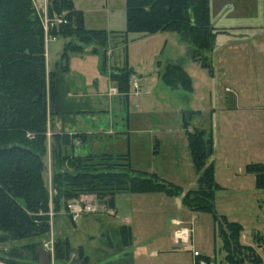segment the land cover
<instances>
[{"label":"rangeland","instance_id":"rangeland-1","mask_svg":"<svg viewBox=\"0 0 264 264\" xmlns=\"http://www.w3.org/2000/svg\"><path fill=\"white\" fill-rule=\"evenodd\" d=\"M74 2L83 9L87 27L109 32L126 29V0ZM34 5L47 23L46 72H56L54 77L58 79L63 95L62 109L54 116L49 107L46 112L47 130L42 157L46 165L43 177L49 192L54 157H58L54 152L53 134L83 131L91 134H87L85 142L74 140V153L128 152L134 169L154 172L180 186L184 193L196 188L197 174L182 127L183 112L192 110L194 115H190L187 128L205 129L213 143V153L209 157L214 180L219 185L215 190V209L242 225L240 237L243 243L252 244L256 232L263 237L260 254L264 264V190L257 187L256 174L246 170L250 163L264 165V39L245 42L235 36H220L214 40L212 50L205 53L216 66H212V73L215 71L212 77L207 69L190 58L187 44L177 32L152 33L128 41L126 46L122 34L112 35L110 32L103 72L100 57L92 53L93 45L89 44L82 52L68 54V72L62 73L60 66L64 62L61 55L69 40L48 33L49 0H34ZM125 63L131 70L127 103L124 94L105 75L113 70L126 71L120 69ZM167 63L183 66L192 80L191 91L181 87L171 89L162 82L159 73ZM253 63L258 70L256 80L251 73ZM113 86L115 89L110 90ZM226 86L228 90H225ZM67 149L70 152V148ZM150 193H143L145 198L142 199L141 194L119 192L112 205L104 204L95 193H82L70 199L67 204L79 200L92 204L96 211L72 218L67 208L57 212L51 210L53 226L41 237L42 250L51 254L53 245L54 253L55 240L65 239L56 238L54 232L57 236H67L73 249L69 258L63 261H56L51 254L54 264H78L82 260L77 253L80 247L88 256L87 264H112L107 263V258L122 254L118 250V246L123 247L118 244L122 218L130 217L132 239L136 243H145L134 250L128 264H194L197 261L191 255L194 250L200 253V258L208 257L213 264H218L222 257L221 240L216 234L212 215L190 210L182 204V195ZM60 213L63 215L56 218ZM171 217L181 218L192 230L191 242L185 245L175 243L169 227ZM24 243V240L0 243V256H4L7 249L21 247ZM181 246L183 250L179 251ZM167 249L175 250L167 252ZM153 250L163 251L153 256ZM23 253L26 255V251ZM113 263L127 264L117 260Z\"/></svg>","mask_w":264,"mask_h":264},{"label":"trees","instance_id":"trees-1","mask_svg":"<svg viewBox=\"0 0 264 264\" xmlns=\"http://www.w3.org/2000/svg\"><path fill=\"white\" fill-rule=\"evenodd\" d=\"M47 13L48 33L69 40L61 55L62 73L68 71V54L82 52L89 44L93 45L92 53L99 55L103 71L110 32L122 34L126 45L128 41L161 31L177 32L187 44L190 58L210 73L213 71L205 53L212 50L218 31L210 21L209 0H126L127 25L123 31L87 28L83 12L75 8L72 0H49ZM45 28L34 0H0V243L25 241L21 247L7 249L0 256V264H50L52 255L43 251L41 244V237L50 230V211L66 209L67 202L82 193H95L104 204L112 205L119 192L182 195V204L190 210L212 215L221 240L222 257L218 264H262L263 237L256 232L252 244L243 243L242 225L215 209V190L219 185L214 180L209 157L213 143L205 129L187 128L192 110L183 112L182 127L197 174L196 188L184 193L180 186L154 172L134 169L128 152L76 154L74 140L85 142L87 134L65 132L52 136L58 157H54L49 192L43 177L46 165L42 157L46 112L49 107L52 116L57 114L62 109L63 95L54 77L56 72H46ZM120 69L126 71L113 70L109 77L118 91L126 95L131 70L127 63ZM159 74L171 89L192 90L191 77L181 64L167 63ZM246 170L256 174V185L264 190V165L250 163ZM120 234L127 244L131 239L129 228L121 226ZM72 250L67 238L56 239L53 258L66 260ZM77 253L82 259L78 264H87L88 256L81 247Z\"/></svg>","mask_w":264,"mask_h":264},{"label":"crops","instance_id":"crops-1","mask_svg":"<svg viewBox=\"0 0 264 264\" xmlns=\"http://www.w3.org/2000/svg\"><path fill=\"white\" fill-rule=\"evenodd\" d=\"M72 1H73L76 9L84 12L83 9L79 8L75 4L74 0H72ZM209 14H210V21H211L212 26L216 29V31H218L216 36H215V41L220 36L221 37H225V36L234 37L235 36V37H237V40L240 39V40L245 41V42L246 41L256 42L257 40L264 39V0H209ZM84 21H85V15H84ZM87 28H94V27H87ZM229 43H230V41L227 42V45ZM85 53H88V52H85ZM208 56H209V53H208ZM216 61H217V59H216ZM216 61H215V63H216ZM54 62H56V61H54ZM256 62L260 63L258 61H256ZM255 65L256 64L253 63L254 69H252L251 73L254 75V78L256 80V77H258V70L255 69ZM212 66H215V65L212 64ZM214 72L210 73L212 77H213V75H215ZM218 72L219 71H217V74H218ZM222 72L224 73L223 69H222ZM105 75L113 84H115V82H113L110 79V77L107 73H105ZM224 88H225V90L229 89L228 86H226ZM111 89H115V86L110 87V90ZM127 95L128 94L124 95V102H126V103L128 100V99H126ZM236 95H238L237 92H236ZM239 97L240 96L238 95V98ZM226 98H227V96H226ZM116 104L118 106L117 102H116ZM75 112H79V111H75ZM69 133H71V132H69ZM83 133H86L88 135L91 134V133L84 132V131H83ZM134 194H141L140 195V196H142L141 198L142 199L145 198L144 197L145 195H143V193H134ZM149 194H151V193H149ZM179 199H180V197H179ZM61 215H63V213L58 214L56 216V218L61 216ZM121 222H122L121 226L126 225L130 230V225H129L131 223L130 217L122 218ZM177 222H179V224H177ZM52 226H53V219L51 221V230H52ZM169 227H171L172 234H174V231L179 229L180 227H188V226L184 225V221L181 220V218L171 217L169 220ZM52 233L56 236V238H68L65 235L57 236L54 232H52ZM119 234H120V231H119ZM120 236H121V237H119L120 243L118 242V244L119 245L121 244L123 247L118 246L119 247L118 250L119 251L121 250L120 253H122V254L119 256H118V254H115V257H113V256L108 257L107 258L108 260H106L107 263L114 264L113 261L117 260L120 262H122V261H124L125 263L127 262V264H128L129 262L132 261V253L134 252V250L140 249L142 246H144L145 242H140V243L137 242L136 243L135 242L136 240L132 239V235H131V239L129 240V242L127 244H124L122 242V235L120 234ZM191 237H192V233H191ZM191 239L192 238H190V242H191ZM185 244L186 243H182V245H185ZM174 250L175 249H173V250L167 249L165 251H167V252L173 251L174 252ZM182 250H183V247L181 246L179 248V251H182ZM160 251L162 252L163 250H158V251L153 250L151 252V254L153 256H158V253Z\"/></svg>","mask_w":264,"mask_h":264},{"label":"built area","instance_id":"built-area-1","mask_svg":"<svg viewBox=\"0 0 264 264\" xmlns=\"http://www.w3.org/2000/svg\"><path fill=\"white\" fill-rule=\"evenodd\" d=\"M46 25H47V23H45V26ZM67 210L71 212L72 218H76L79 215H85V214H88L91 212H95L96 207H94L90 203H87V202L82 203L81 201L77 200L73 203L68 204ZM191 233H192V230L188 227L177 229L174 232L175 243L176 244H179V242L189 243L190 238H191ZM51 247H50V250L52 252L51 254L53 255V251H52L53 248H51ZM192 255L194 258H197V261H195L194 264H213L212 261H210V259L208 260L206 258H200V253L197 250L192 251ZM50 264H54L53 260H51Z\"/></svg>","mask_w":264,"mask_h":264},{"label":"water","instance_id":"water-1","mask_svg":"<svg viewBox=\"0 0 264 264\" xmlns=\"http://www.w3.org/2000/svg\"><path fill=\"white\" fill-rule=\"evenodd\" d=\"M86 50H88V49H86Z\"/></svg>","mask_w":264,"mask_h":264}]
</instances>
